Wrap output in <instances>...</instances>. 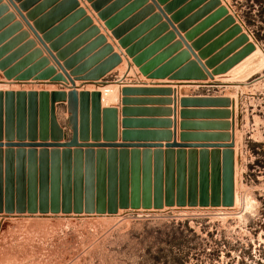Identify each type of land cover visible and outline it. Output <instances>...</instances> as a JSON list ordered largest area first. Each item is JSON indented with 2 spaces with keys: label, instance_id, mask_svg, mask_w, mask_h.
Here are the masks:
<instances>
[{
  "label": "rangeland",
  "instance_id": "rangeland-1",
  "mask_svg": "<svg viewBox=\"0 0 264 264\" xmlns=\"http://www.w3.org/2000/svg\"><path fill=\"white\" fill-rule=\"evenodd\" d=\"M77 1L0 0V85L11 86L0 88V264H264V0ZM109 18H120L117 27L132 19L124 36L140 34L135 41L166 24L145 49L174 35L138 66ZM114 54L119 64L87 79ZM148 63L191 78L149 77ZM108 84L120 89L104 106ZM125 87L134 90L130 104ZM72 90L80 143L163 145L172 204L155 208L156 147L63 146L73 137ZM211 98L221 101L204 102ZM150 112L164 118H136ZM150 121L164 130L135 128ZM225 149L233 151L231 205L222 197Z\"/></svg>",
  "mask_w": 264,
  "mask_h": 264
},
{
  "label": "water",
  "instance_id": "water-1",
  "mask_svg": "<svg viewBox=\"0 0 264 264\" xmlns=\"http://www.w3.org/2000/svg\"><path fill=\"white\" fill-rule=\"evenodd\" d=\"M73 2V5H77L78 1L77 0H71ZM91 1V0H88ZM23 9H27L28 6H22ZM93 8L94 10H98L99 7H97L96 3L93 4ZM161 12L165 15V18L168 20V18L166 17V14L163 10H161ZM102 16V15H101ZM110 17V15L108 16V14H104L102 16L103 19ZM110 19V18H109ZM120 19V18H119ZM118 19V21H119ZM113 19H110L109 22L111 23V28L115 27L118 23V21L116 20L114 23H112ZM132 21L129 20L127 22H125L124 24H120V26H116L113 30V34L115 35L116 38H120V43L121 45L126 48L125 52L129 57H134L133 61L136 63V65L141 66L145 63V61H147L149 59L150 56H152L157 50H159L163 45L164 42H168V40L170 38H172V36L174 34H168L166 39L163 40V44L161 45V41L156 42V44H154L153 46H151L150 48H146L147 45L151 42H153L154 40H156L159 36V34L162 32L161 30H164L167 25L166 24H162L159 27H157L155 30H153L152 32H149L148 34L144 35L143 37H141L139 40L135 41L139 36H124L125 33H127L128 29H129V22ZM168 22H170L171 26L173 27L175 32H179V30L176 28V26H174L173 22H171V20H168ZM109 25V24H108ZM110 26V25H109ZM171 35V36H170ZM180 38L185 42V38H183L181 36V34H179ZM102 39L104 40V38L102 37ZM186 44V43H185ZM188 48H190L188 46ZM107 49H109L111 52L112 48L110 46L107 47ZM56 62L58 64L59 60L58 58L55 59ZM121 62V58L119 57V55L114 54L112 55L111 58H109L107 61L103 62L101 65L98 66V68L96 70H94L93 74H91L90 76H88L87 79H99L101 76H103L105 73H107L110 69H112L114 66H116L117 64H119ZM155 64H150L148 63V66H145L144 71L146 72V74L151 70L152 68H154ZM63 71L66 73L67 77L69 78V80L71 81L72 85L75 87V80L71 77V75L67 74L66 69L64 67H62ZM172 67H165L163 68V70L155 72V70L153 72H151L149 75V77H154V78H161V77H168L169 79H176V80H188L191 78V76L187 75L185 71H183V69L179 70L178 72H173L172 71ZM163 71V72H162ZM134 90L132 88H123L122 89V95H123V99L122 102L123 104H130L131 102H133L134 100H131L129 97V94L131 92H133ZM95 94V93H94ZM99 102L101 103V94H99ZM210 101H204V102H208V103H217L218 101H221V99L219 98H211L209 99ZM191 99H182V105L184 106V103H190ZM227 103L229 104V101L227 100ZM68 108H69V112L71 113V117L69 119V124L73 130V137L71 139L70 142L63 144V146H68V147H72V146H85V147H145V148H151V147H156L157 150L155 151V154L157 156V161L156 164L154 166V178H155V185H154V198L156 199L155 201V208H161L163 206V199L166 198L168 200V204H172L173 202H169L173 201L174 199V192L172 189V192H169L167 190L166 187V191L164 189V161L162 159V150L160 149V147H162V144H130L127 143V141L124 139L123 143H116V141H108L106 143H80L79 142V138H80V121H79V117L81 116V110H80V100H79V94L76 90H72L69 94H68ZM117 110L115 108H105L104 109V114H113L115 113ZM129 111V110H127ZM116 118V114H114V120ZM134 122H138V121H134ZM132 121L131 120H124V127L126 129H130ZM129 127V128H127ZM125 135H127L129 132H136V133H144V132H137L134 130H126L125 131ZM150 134V133H148ZM25 146V144H13V143H8L7 146L11 147V146ZM55 145H60V144H55ZM1 146V144H0ZM173 146H178V144L174 143V144H166V147H173ZM230 147L233 146V144L231 145H226L225 147ZM184 147V146H181ZM226 150V149H225ZM223 150V159H222V164H223V190H222V197H223V204L224 205H231L233 203V151L231 150ZM160 154V155H159ZM164 154V153H163ZM222 157V156H221ZM186 167V166H185ZM186 171L187 169H183L182 173L179 172V176H180V181H181V176L186 177ZM184 180V179H183ZM184 191L186 192V188L183 186L182 190L181 187H179V190L177 191V198H186L187 194H184ZM186 195V196H185ZM179 204H185L184 201H179Z\"/></svg>",
  "mask_w": 264,
  "mask_h": 264
},
{
  "label": "bare ground",
  "instance_id": "bare-ground-1",
  "mask_svg": "<svg viewBox=\"0 0 264 264\" xmlns=\"http://www.w3.org/2000/svg\"><path fill=\"white\" fill-rule=\"evenodd\" d=\"M121 49V48H120ZM258 54H262V50L258 47L257 48V51L255 52V53H253V55L251 56V57H249L247 60H245L243 63H242V67L244 66V64L246 63V62H248V60H250V58H255L254 56H256V55H258ZM247 64V63H246ZM246 64H245V66H246ZM241 66H239L238 67V69H236L234 72H232V73H230V75H228V77L229 78H231L230 76L231 75H233L236 71H238L240 68H241V70H243L242 69V67ZM239 72V71H238ZM225 77H227V76H225ZM227 81H229V80H227ZM226 81V82H227ZM232 81V80H231ZM10 85L9 84H1L0 85V88H2L3 90H5V89H10ZM15 88V87H14ZM91 89V88H90ZM119 89H120V86L119 85H113V84H108V85H105V86H100V91L102 92V94H103V99H102V101H103V104H104V106H109V105H111L110 103L112 102H115L117 99H118V97H117V95H118V92H119ZM237 201V200H236Z\"/></svg>",
  "mask_w": 264,
  "mask_h": 264
},
{
  "label": "crops",
  "instance_id": "crops-1",
  "mask_svg": "<svg viewBox=\"0 0 264 264\" xmlns=\"http://www.w3.org/2000/svg\"><path fill=\"white\" fill-rule=\"evenodd\" d=\"M132 87H143L142 85H131ZM190 109H193L195 110L194 107H191ZM200 109H208V108H200ZM212 109V108H211ZM179 109H178V137H179V122H180V116H179ZM160 113H155V112H150V113H147V114H144V115H147L146 117H136L138 119H145V120H158L159 118H164V117H158ZM122 115L120 114L119 116V128L120 130H122V127H121V120H122ZM152 124H143V125H137L135 128H138V130H148V131H156V130H164L162 128H160V124H157V123H153L152 121H150ZM144 128V129H143ZM172 130V129H171ZM151 131V132H152ZM157 143V142H155ZM165 143V142H163Z\"/></svg>",
  "mask_w": 264,
  "mask_h": 264
},
{
  "label": "trees",
  "instance_id": "trees-1",
  "mask_svg": "<svg viewBox=\"0 0 264 264\" xmlns=\"http://www.w3.org/2000/svg\"><path fill=\"white\" fill-rule=\"evenodd\" d=\"M258 39H260V36H257Z\"/></svg>",
  "mask_w": 264,
  "mask_h": 264
}]
</instances>
